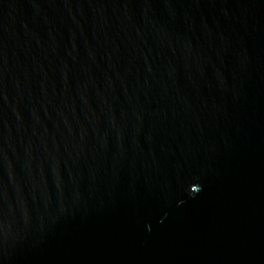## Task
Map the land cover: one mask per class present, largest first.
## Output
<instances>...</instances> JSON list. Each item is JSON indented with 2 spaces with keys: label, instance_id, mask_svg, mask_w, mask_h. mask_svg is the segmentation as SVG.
<instances>
[{
  "label": "water",
  "instance_id": "95a60500",
  "mask_svg": "<svg viewBox=\"0 0 264 264\" xmlns=\"http://www.w3.org/2000/svg\"><path fill=\"white\" fill-rule=\"evenodd\" d=\"M0 264H264V0H0Z\"/></svg>",
  "mask_w": 264,
  "mask_h": 264
}]
</instances>
